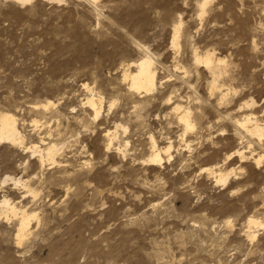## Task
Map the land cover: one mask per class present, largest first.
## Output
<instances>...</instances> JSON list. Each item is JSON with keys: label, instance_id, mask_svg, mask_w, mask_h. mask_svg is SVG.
Returning a JSON list of instances; mask_svg holds the SVG:
<instances>
[{"label": "rangeland", "instance_id": "1", "mask_svg": "<svg viewBox=\"0 0 264 264\" xmlns=\"http://www.w3.org/2000/svg\"><path fill=\"white\" fill-rule=\"evenodd\" d=\"M205 1L0 0V264H264V0Z\"/></svg>", "mask_w": 264, "mask_h": 264}, {"label": "bare ground", "instance_id": "2", "mask_svg": "<svg viewBox=\"0 0 264 264\" xmlns=\"http://www.w3.org/2000/svg\"><path fill=\"white\" fill-rule=\"evenodd\" d=\"M18 1H20L22 3H25V2H28L30 0H18ZM207 1L208 0H206L204 2V5L207 3ZM176 33H177V31H176ZM173 44H176V36L174 38ZM196 59L198 61H201V62L205 63L207 65V67L210 68V70L216 68L213 65V58L209 54H207V55H205L203 57H197ZM153 64H154L153 60L149 56L143 57L138 62H136V66H135L136 69L134 68L136 71L134 73L131 72L132 74H129V73L127 74V77L130 78L129 82H130V85L133 88V90L135 89L137 91H145V92L148 91L149 92V91H151V89L155 88L154 86H155V83H156V80H157V74H156V71H155V69L153 67L155 65H153ZM93 100L94 99L90 100V104L92 105V107L95 108V104L96 103H94ZM98 109L99 108H95V117L96 118L100 114V110H98ZM248 119H251V118H248ZM180 121H182L184 123V126H185L186 130L193 127V125H192V123H191V121L189 119V115L188 114L182 115L180 117ZM246 122H247V120H246ZM244 127H246V126H244ZM261 127L257 126V125H255L254 127H251L252 128L251 131L254 133V135L256 134L260 138H261V136L264 135L263 127L262 128ZM246 128H248V127H246ZM248 131H250V130H248ZM20 138H22V137H21L20 132L18 130L17 120H16L15 116L10 114V113H2L0 115V141L1 142L2 141L17 142L18 140H20ZM170 148H171V146L168 147L166 152H168ZM34 151H35V149H34ZM45 152H46V154H43V156L46 155V159L47 160L55 162L54 156H55V154L57 152L56 146L55 145H51L49 147H46V151ZM41 153H42V150H41ZM42 159H43V157H42ZM149 161L152 164H159V163H161L163 161V157L161 156V153L159 151L153 150L151 155H150ZM227 178H228L227 175L221 176L220 177V180H221L220 182L221 183L222 182L225 183ZM2 204H3V206L6 209H10L15 215L18 214V213H16L15 207L10 206V203L7 200L2 201ZM32 216H28L25 212H23L21 214L19 230H17V231H19V233H18L19 239H22L26 235V231L28 230V227H29L30 221H31L30 217H32ZM249 223L253 224V225H262V222L258 221L257 219H253V218L249 219ZM253 237H254V235H253Z\"/></svg>", "mask_w": 264, "mask_h": 264}]
</instances>
